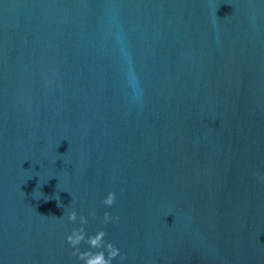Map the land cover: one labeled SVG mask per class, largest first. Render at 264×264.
Instances as JSON below:
<instances>
[{"label": "water", "instance_id": "obj_1", "mask_svg": "<svg viewBox=\"0 0 264 264\" xmlns=\"http://www.w3.org/2000/svg\"><path fill=\"white\" fill-rule=\"evenodd\" d=\"M0 264H264V0H0Z\"/></svg>", "mask_w": 264, "mask_h": 264}]
</instances>
